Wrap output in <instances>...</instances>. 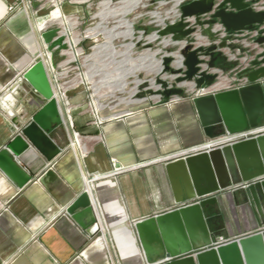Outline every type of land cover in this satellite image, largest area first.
<instances>
[{"label":"crops","instance_id":"0c3cea01","mask_svg":"<svg viewBox=\"0 0 264 264\" xmlns=\"http://www.w3.org/2000/svg\"><path fill=\"white\" fill-rule=\"evenodd\" d=\"M44 4L39 0H0V94L37 61L44 49L40 32L49 23V9ZM92 6L91 2L68 0L60 5L62 14L77 19L72 21L76 26L74 35L82 39L84 28L91 23ZM119 24L125 28L129 25L123 19ZM129 31L132 32L130 25ZM149 56L124 72L133 74L139 68L156 71L159 63ZM218 64L230 67L220 59ZM62 69L61 66L58 71ZM67 96L70 120L81 138L76 151L81 154H77V161L68 146L72 130L65 107L61 106L65 123L51 136L61 152L50 161L36 149L22 154L18 163L32 176L23 188L15 187L0 171V264H148L132 225L191 200L174 203L165 162L159 158L207 139L194 97L186 95L168 105L150 101L115 105L109 100V106L99 110L98 117L107 118L123 110L134 112L98 123L85 103L84 87H70ZM15 132L11 119L0 108V149ZM112 159L119 168L128 170L109 175ZM87 175L90 190L83 180ZM85 189L92 206L96 204L101 212L107 234L90 237L65 212ZM220 222L227 227V233L220 236L230 239L257 230L230 192Z\"/></svg>","mask_w":264,"mask_h":264},{"label":"water","instance_id":"95a60500","mask_svg":"<svg viewBox=\"0 0 264 264\" xmlns=\"http://www.w3.org/2000/svg\"><path fill=\"white\" fill-rule=\"evenodd\" d=\"M180 12L181 19L157 30L158 36L182 39L193 31L185 29L187 23L182 18L195 16L202 24L199 16L206 13L211 16L206 23L219 21L231 31L250 29L264 21V11L252 10L243 0H221L217 4L215 0H192L182 4ZM203 33L210 34V31L206 29ZM40 37L47 50L52 51L51 63L55 65L57 49L67 47L64 34L57 26L43 30ZM257 42L264 44V36L257 38ZM184 53L185 75L176 78V82L194 79L199 69L197 51L186 47ZM258 57L260 59L252 60V69L243 71L248 84L192 99L207 139L263 125L264 53ZM170 61V57L163 59L164 72L176 73L177 70L170 68ZM212 79L213 75L202 74L195 78V84L202 88ZM157 82L163 87L161 104L167 103L173 95L184 93L179 87L167 88L166 80L157 78ZM0 108L16 128L0 149V171L15 187L23 188L32 181V176L18 163L22 154L36 149L50 161L61 152L51 139L63 126L61 108L42 60L32 63L0 94ZM164 170L174 203L188 199L194 202L133 222L148 264L154 259L170 257L160 264H264V178H259L264 175V133L168 160ZM240 183L246 185L236 187ZM229 192L238 198L249 222L257 230L212 246L218 236L227 233L226 224L220 219ZM65 212L90 237L99 234V221L87 191L73 199ZM188 252L192 254L176 257Z\"/></svg>","mask_w":264,"mask_h":264},{"label":"built area","instance_id":"2783aa9c","mask_svg":"<svg viewBox=\"0 0 264 264\" xmlns=\"http://www.w3.org/2000/svg\"><path fill=\"white\" fill-rule=\"evenodd\" d=\"M69 2H83L88 3L91 2V0H68ZM123 0H110L111 4L109 7H105V10H114L113 7L117 4H121ZM148 1V0H146ZM192 0H150L148 1V4H143L142 7L148 6L149 8H152V11H148L150 20L148 21L147 25H143L141 27V30H139V37L138 40L141 39V36L144 35L145 42H143V46L145 47L146 53L151 52V48L154 46V43L157 42V44H160V47L157 49V52L155 53V57L160 61L161 70L158 73H152V78H150L148 81L150 82L151 87H142V89H139V87L142 85V83L145 85V81H142L140 83H137V85L134 87V91L129 94L127 98H130V101H115L112 99L115 103V105H129L134 103H144V102H151L152 104H161V101L163 99V87L160 83L157 82V78H161L163 80L167 81V88H174L179 87L182 88L184 93L182 95H173L169 98L168 102L165 103L166 105L171 104L172 102L181 100L186 95H191L192 97L196 96H203L207 94H213L215 92L224 91V90H230L234 88H238L240 86H243L245 84H248L249 81L247 77L244 75V70H250L253 68L252 66V60L254 59H260L258 57L259 54L264 53V44H260L257 42V38L264 36V21L260 24L253 25L250 29H242L237 31H231L227 30L219 21H215L212 24L206 23L207 20L211 18L210 13H206L199 16V20L202 21V24H199L197 22V18L195 16H189L182 18L183 22L187 23V28L193 29L192 33L187 35L186 37L175 40L172 38L171 35H167L164 37H160L157 34V30L164 28L168 24H172L178 20L181 19V12H180V6L184 3L190 2ZM221 0H215V4L219 3ZM64 2V0H48L49 3V11H48V24H46V28H53V27H59L61 29V33L64 34L65 39L64 42L66 43L67 47L64 49H57V61L56 66L52 65V51L47 50V45L44 43V49L41 50L37 56V60H42L47 71L49 72V80L52 84L54 96L58 102V105L60 106V103L62 106L65 107V113L67 114L69 118V127L72 130V135H69V141L68 144L70 148H72V139L74 140L76 136L80 138V135L77 131L73 129L72 122L70 120V108L71 104L69 102V98L67 96V91L70 87L77 86L82 83H72L71 80L78 79L82 77V73L75 72L73 78L67 79L69 77V74L72 70L77 71L78 66L80 64V61L84 62L86 58L85 55V48H86V41L90 35H88L87 30L89 28L93 27H86L84 28V36L85 38H81V36L78 35L79 41L76 45L71 44L72 42V36H74V30L75 25H73L72 21L76 22L77 19H72V16H66L59 12V18L61 20H65V24L67 23L66 20H68L71 24L68 29H66L65 25L63 23H59L58 18L53 17V12L55 10H60V5ZM243 2L250 7L254 11H264V0H243ZM47 5L46 3L44 6ZM100 6V3L97 4V8ZM169 5V8L167 6ZM104 5L101 4V8ZM116 8V7H115ZM133 12V11H132ZM153 12H157L161 17L157 18ZM131 13V12H130ZM95 17H98L100 20L98 24L94 27H97V29H103L105 28V25L108 23L107 19L101 20L100 13L95 14L93 13L91 15V21ZM75 26V27H74ZM149 26L153 27V30L150 34L154 33L155 38L150 41L148 39L147 29ZM44 27V25H43ZM133 27V23H132ZM115 28H118L116 26ZM43 29V30H45ZM208 29L210 31V34L203 33L204 30ZM42 30V31H43ZM101 33H97L96 36H98ZM95 36V37H96ZM93 37V36H92ZM114 40V39H113ZM223 44V45H221ZM237 45V47L232 48L231 45ZM97 45V44H95ZM91 46L90 48L94 51V46ZM186 47H189L190 50H196L197 51V57L199 59L198 71L197 75H195L194 79L192 80H183L180 82H176V78L178 77H184L186 67L184 65L185 60V53L184 49ZM76 49L80 50V53L77 54ZM155 51V50H153ZM217 53L218 55H222L225 58V61L230 64L229 68H221L217 65L211 64V53ZM165 57H170L171 61L169 63L170 68L177 70L176 73H170L169 71L164 72V64L163 59ZM64 67L61 71H58L59 67ZM59 72H61L64 76L61 77ZM202 74H211L213 75V79L209 81L208 85L205 87H197L195 84V78H199ZM190 85H193V88H190ZM153 90V94L149 97L142 95L143 93L141 90ZM143 91V92H144ZM150 99V100H149ZM111 100V102H113ZM110 104L109 101L107 102H101V107L96 109L92 105V100L88 102L87 108L89 111L96 116L97 122L101 123L106 119H117V118H124L126 116H129L133 114L134 111L132 110H123L118 113H114L112 115H109L107 118H101L98 117V111L108 107ZM61 107V106H60ZM264 133V126H259L257 128H252L249 130L236 132L233 134H226L214 139H206L203 142L184 148L182 150H179L177 152H174L172 154L163 156L162 158H159V160H163L164 162L168 160H172L179 157H185L187 155H194L198 154L203 151H208L215 147H220L224 144H231L234 142H238L244 139L255 137L256 135ZM76 140V139H75ZM74 151V149L72 148ZM79 152V151H78ZM75 153V157L77 156L78 161V155L80 156L81 153ZM78 154V155H77ZM112 170L109 175H115L119 172L128 170L127 168H119L115 162V160H111ZM93 178V177H92ZM264 178V175L259 177ZM85 185L87 184L89 180V176L84 177ZM246 183H240L236 185V187H244ZM87 188V187H86ZM86 190V189H85ZM87 191V190H86ZM88 192V191H87ZM194 202V199H191L190 202L185 203L184 205L191 204ZM94 212L96 214V217L99 221L100 225V232L101 235L102 227L100 224V214L97 213L96 207L93 205ZM100 211V210H99ZM230 238H224L222 236H218L212 243V246H216L218 244L225 243L229 241ZM210 245V246H211ZM205 248V247H203ZM191 252L180 254L176 257H185L188 255H191ZM170 258H164L159 259L155 263L152 264H160L166 260H170Z\"/></svg>","mask_w":264,"mask_h":264},{"label":"rangeland","instance_id":"374dc122","mask_svg":"<svg viewBox=\"0 0 264 264\" xmlns=\"http://www.w3.org/2000/svg\"><path fill=\"white\" fill-rule=\"evenodd\" d=\"M116 1V0H114ZM138 1L135 3V1L127 2L125 0L122 1L121 4H116L114 10L116 9L118 12L128 10L130 8H133V12L128 13V22L133 23V29L134 34L131 38H124L122 35H116L114 40H112V43L118 50L117 53L119 54L116 56L115 60L120 61L117 62H108L107 63H94L96 62L95 59H93V63L89 64V60L87 58H84L85 61H80V64L78 66V70L74 71L72 70L69 74V77L67 79H71L74 76L75 72L82 73V77L87 73V71L90 68L89 75L91 78L89 80H83L84 84H79L82 87L86 89L87 97L85 100L86 105H88L89 101H93V104L96 103L101 104V102H107L109 100L114 99L115 101L121 100V101H127L130 98H127L132 91H134V87L137 85V83H140L142 81H145V85L142 83V85L139 87V89H142V87H151L150 82L148 81L150 78H152L153 72L151 69L148 68H139L137 71H135L133 74H130V72H124L126 69H130L135 64H138L141 61V58L147 56L145 47L143 46V42H145L144 35L141 36V39L138 40L139 37V30H141V27L143 25H147L148 21L150 20L148 11H152L154 6L152 8H149L145 5V7H142L143 4H148V1L146 0H136ZM41 4L46 3L45 5L47 8H49L48 0H39ZM104 2V0H91V3H93V6L91 7V15L95 13L96 15L100 12H106L105 7L101 8V4ZM100 3V6L97 8V4ZM169 8V5L167 6ZM109 11V10H107ZM110 12H108L105 20L107 19L108 23L105 25V28L98 29L102 31L98 36L96 37H89L87 39L86 48H85V55L89 57V55L93 52V49L90 47L95 44H102L108 41V35H115L118 31H123L126 28L119 24V15H109ZM157 18H160L161 16L157 12H153ZM99 18L95 17L92 19L91 23L87 27H94L98 24ZM104 20V21H105ZM118 26V28H115ZM153 30L152 26H149L147 29V34H150ZM105 31V32H104ZM108 33V34H107ZM150 37V36H149ZM134 42V48L132 49L130 53V57L132 60L128 61V57L125 55L128 53V47L124 46L125 43ZM160 47V44L154 43V46L151 48V51L157 50ZM104 54V53H103ZM219 59L226 63L225 58L222 55H218ZM118 58V59H117ZM217 58V62L218 59ZM90 59V57L88 58ZM122 61V62H121ZM56 64V63H55ZM99 65V66H98ZM56 66V65H55ZM92 68V70H91ZM99 68H102V71H99ZM98 69V70H97ZM86 79V78H85ZM91 81V82H90ZM120 84H124L122 87ZM141 90L143 93L142 95L149 97L153 94V90L150 88L149 90ZM150 100V99H149ZM224 237V236H222ZM227 238V237H224Z\"/></svg>","mask_w":264,"mask_h":264},{"label":"bare ground","instance_id":"6f19581e","mask_svg":"<svg viewBox=\"0 0 264 264\" xmlns=\"http://www.w3.org/2000/svg\"><path fill=\"white\" fill-rule=\"evenodd\" d=\"M110 4H111V2H110V0H104V2H103V5H104V7H109L110 6ZM117 9V8H116ZM109 10V11H107L106 10V12H100V18H101V20L102 19H104L105 20V18H106V16H107V14H108V12H110V14L109 15H114V16H116V15H119L120 16V18H119V20H125L126 22H128V17H127V14L128 13H130V12H132L133 11V8H130V9H128V11H126V12H118L117 10ZM105 10V9H104ZM59 12H60V10H55L54 12H53V17L54 18H58V22L59 23H63L64 25H65V27H66V29H68L69 27H70V22L68 21V20H66L67 21V23L65 24V20H61L60 18H59ZM128 24L130 25V29H131V33H130V31H129V25H128V27L125 29V30H123V31H118L115 35H114V38H115V36L117 35V34H119V35H122L124 38H131V37H133V34H134V29H133V27H132V22H128ZM100 32V30H98L97 29V27H93V28H89L88 30H87V33H88V35H90V36H93V37H95L96 35H97V33H99ZM102 32V31H101ZM105 32V31H104ZM108 34V33H107ZM109 37H108V41L107 42H105V43H102V44H97V45H95L94 46V51L89 55V57H90V59H88L89 57H87L86 56V58H87V60H89L90 62H88L89 64H92L93 63V59H95V61L96 62H94V63H98V64H102V63H107V61L108 62H120V61H116L115 60V54H118L117 53V49H116V47L113 45V44H111L112 43V39H114V38H112V36L113 35H108ZM150 36V37H149ZM151 36H153V38H151ZM112 38V39H111ZM155 38V34L154 33H152V34H150V35H148V39L150 40V41H152L153 39ZM79 41V37H78V35H74V36H72V42H71V44H74V45H76L77 44V42ZM124 46H127L128 47V53H126L125 55L128 57V61L129 60H132V58L130 57V53H131V51H132V49L134 48V42H129V43H125L124 44ZM76 52H77V54H79L80 53V50L79 49H76ZM152 53L151 54H147V55H150L149 57H151V59H152V61H155L156 63L158 62L159 63V65L157 66V69H155L156 71H154V70H152L153 71V73H158L160 70H161V65H160V61L155 57V53L157 52V50H155V51H151ZM104 53V54H103ZM119 55V54H118ZM118 59V58H117ZM142 59V58H141ZM122 62V61H121ZM99 66V65H98ZM91 70H92V68H91ZM98 70V69H97ZM89 71H90V68H89V70L87 71V73L83 76V77H80V78H78V79H73V80H71V82L72 83H82L83 82V80H85V78H86V80H89L90 78H91V76L88 74L89 73ZM99 71L101 72L102 71V68H99ZM85 80V81H86ZM91 82V81H90ZM84 83V82H83ZM52 88H54V86L52 87ZM190 88L192 89L193 88V85H190ZM128 101H130V99L129 100H127L126 102H128ZM61 104V103H60ZM92 105L95 107V108H100L101 107V104H99V106H98V104H96V103H94L93 104V101H92ZM60 106H62V104L60 105ZM64 107V106H63ZM97 108V109H98ZM62 115V114H61ZM62 120H63V125H64V123H65V121H64V119H63V117H62ZM261 126H264V125H261ZM69 139V138H68ZM76 139V140H75ZM75 139L73 140L72 139V148L74 149V151L73 152H75V153H77V151H76V148H78V146H80V140H81V138H79L78 136H76L75 137ZM70 143V141L68 140V144ZM69 146V145H68ZM71 147V146H70ZM72 148H71V150H72ZM60 150H61V148H60ZM88 183H90V185H91V181H88ZM86 187H87V185H86ZM89 188H87L88 190H90L91 189V186H88ZM94 206L96 207V209L98 210L97 211V213L99 214L100 213V211H99V208H98V206L96 205V204H94ZM99 220H100V224H101V227H102V232H101V234L102 235H104V233H106L107 234V227H106V225L103 223V221H102V216H101V214H100V218H99Z\"/></svg>","mask_w":264,"mask_h":264},{"label":"trees","instance_id":"16d2710c","mask_svg":"<svg viewBox=\"0 0 264 264\" xmlns=\"http://www.w3.org/2000/svg\"><path fill=\"white\" fill-rule=\"evenodd\" d=\"M218 54L217 53H211V64L213 65H219L217 62V58H218Z\"/></svg>","mask_w":264,"mask_h":264}]
</instances>
